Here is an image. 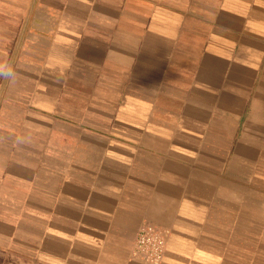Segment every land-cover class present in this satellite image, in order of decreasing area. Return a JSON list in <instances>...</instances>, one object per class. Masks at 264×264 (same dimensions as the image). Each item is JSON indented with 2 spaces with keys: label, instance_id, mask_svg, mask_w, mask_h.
I'll return each instance as SVG.
<instances>
[{
  "label": "crops",
  "instance_id": "1",
  "mask_svg": "<svg viewBox=\"0 0 264 264\" xmlns=\"http://www.w3.org/2000/svg\"><path fill=\"white\" fill-rule=\"evenodd\" d=\"M0 264H264V0H0Z\"/></svg>",
  "mask_w": 264,
  "mask_h": 264
},
{
  "label": "built area",
  "instance_id": "2",
  "mask_svg": "<svg viewBox=\"0 0 264 264\" xmlns=\"http://www.w3.org/2000/svg\"><path fill=\"white\" fill-rule=\"evenodd\" d=\"M167 247V232L154 225H144L138 232L133 256L147 264H161Z\"/></svg>",
  "mask_w": 264,
  "mask_h": 264
},
{
  "label": "clouds",
  "instance_id": "3",
  "mask_svg": "<svg viewBox=\"0 0 264 264\" xmlns=\"http://www.w3.org/2000/svg\"><path fill=\"white\" fill-rule=\"evenodd\" d=\"M18 78V72L7 60H0V79H4L11 83Z\"/></svg>",
  "mask_w": 264,
  "mask_h": 264
}]
</instances>
